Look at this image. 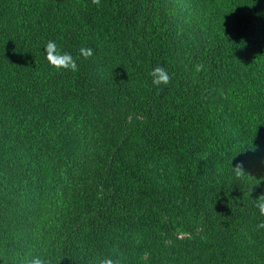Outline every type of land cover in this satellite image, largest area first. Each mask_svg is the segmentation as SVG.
Wrapping results in <instances>:
<instances>
[{
	"label": "trees",
	"instance_id": "1",
	"mask_svg": "<svg viewBox=\"0 0 264 264\" xmlns=\"http://www.w3.org/2000/svg\"><path fill=\"white\" fill-rule=\"evenodd\" d=\"M262 194L264 0H0V264H264Z\"/></svg>",
	"mask_w": 264,
	"mask_h": 264
},
{
	"label": "clouds",
	"instance_id": "2",
	"mask_svg": "<svg viewBox=\"0 0 264 264\" xmlns=\"http://www.w3.org/2000/svg\"><path fill=\"white\" fill-rule=\"evenodd\" d=\"M44 52L49 65L56 71L68 70L74 72L77 70L76 60L70 53L62 51L56 41H48L44 46ZM80 53L85 58H89L93 55V50L91 48H83L80 50ZM151 77L152 84L157 87L168 85L170 82L168 72L162 67L155 68L151 73ZM235 169L237 170V175L239 176L240 170L242 169ZM253 199L255 201L254 206L258 209L259 214L264 216V194ZM260 227H264V224L260 225ZM32 264H42V261L41 259L36 258L32 260ZM100 264H114V261L112 259L105 258L100 261Z\"/></svg>",
	"mask_w": 264,
	"mask_h": 264
},
{
	"label": "rangeland",
	"instance_id": "3",
	"mask_svg": "<svg viewBox=\"0 0 264 264\" xmlns=\"http://www.w3.org/2000/svg\"><path fill=\"white\" fill-rule=\"evenodd\" d=\"M177 232L182 235H185L186 233L185 228H183L182 226H177Z\"/></svg>",
	"mask_w": 264,
	"mask_h": 264
}]
</instances>
